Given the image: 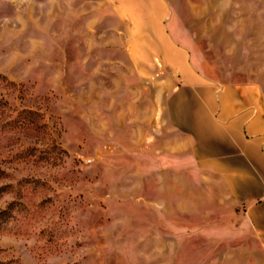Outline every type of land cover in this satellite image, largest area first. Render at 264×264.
<instances>
[{"label": "rangeland", "instance_id": "1", "mask_svg": "<svg viewBox=\"0 0 264 264\" xmlns=\"http://www.w3.org/2000/svg\"><path fill=\"white\" fill-rule=\"evenodd\" d=\"M94 1L0 0V264H254L144 168L177 78L138 70L143 42ZM168 1L221 77L264 81V0Z\"/></svg>", "mask_w": 264, "mask_h": 264}, {"label": "crops", "instance_id": "2", "mask_svg": "<svg viewBox=\"0 0 264 264\" xmlns=\"http://www.w3.org/2000/svg\"><path fill=\"white\" fill-rule=\"evenodd\" d=\"M94 2L106 22L126 25V39L143 42L138 70H168L177 78L150 99L144 168L159 184L174 186L176 216L209 209L216 224L205 232L224 246L248 249V262L264 264V81L221 77L168 0Z\"/></svg>", "mask_w": 264, "mask_h": 264}]
</instances>
